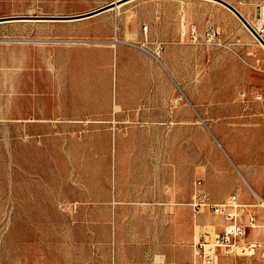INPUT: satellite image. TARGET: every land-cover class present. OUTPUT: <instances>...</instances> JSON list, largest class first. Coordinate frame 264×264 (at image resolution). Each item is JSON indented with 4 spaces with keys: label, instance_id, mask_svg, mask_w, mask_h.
Returning a JSON list of instances; mask_svg holds the SVG:
<instances>
[{
    "label": "rangeland",
    "instance_id": "rangeland-1",
    "mask_svg": "<svg viewBox=\"0 0 264 264\" xmlns=\"http://www.w3.org/2000/svg\"><path fill=\"white\" fill-rule=\"evenodd\" d=\"M114 1L0 0V18H75ZM194 1L228 11L232 21L218 19L222 41L230 43L239 38L243 47L238 54L212 48L204 35H198L196 41L184 37L173 42L175 48L166 51L172 43L162 41L166 44L162 59L169 69V74L166 68L165 73L180 88V120L173 136L157 139L162 140L165 159L171 156V146L179 145L180 181L185 190L187 172L193 166L197 175L226 179V167L234 169L235 162L230 149L247 159L250 166H264V48L217 0ZM153 12L160 23L154 32L169 36L171 9ZM194 13L197 24L207 26L217 20L212 7H197ZM119 14L129 17L125 32L133 38L139 33L131 42L139 43L142 50L159 42L146 39L140 15L130 9H120ZM244 14L254 20L253 13ZM111 17V11L105 12L96 25L66 20L0 23V264H114L117 259V233L111 217L115 173V138L108 134L111 122L94 120L87 114L77 119L60 108L58 103H67L71 95L64 91V68L56 64L59 55L63 62L89 59L96 41L80 43L84 41L80 37L92 28L107 33ZM119 57L115 56L111 81L114 98L121 81ZM88 69L78 77L79 83L90 84ZM242 94H246L245 102ZM254 96L262 99L254 101ZM122 124L129 128L141 125L133 121ZM127 140L131 141V152L124 153L121 148L122 156L139 157L147 151V138L131 136ZM187 195L180 208H188L190 191ZM255 201L252 205L258 207L247 212L256 218L258 227L249 229L243 241L257 242L259 248L250 255L221 252L217 264H264V208L260 207L261 199ZM204 215L203 222L189 219L192 246L200 236L223 228L220 218ZM122 219L126 221V241L140 243V249L150 243L147 235L151 229L144 227L145 217L131 215L129 210V216Z\"/></svg>",
    "mask_w": 264,
    "mask_h": 264
},
{
    "label": "crops",
    "instance_id": "crops-1",
    "mask_svg": "<svg viewBox=\"0 0 264 264\" xmlns=\"http://www.w3.org/2000/svg\"><path fill=\"white\" fill-rule=\"evenodd\" d=\"M153 1L156 4H152ZM224 1L237 9L240 7L243 14L245 12L250 15L255 13L256 7L262 0H246V4H241L242 0ZM158 2L159 0H132L131 4L118 9L123 11L130 9L134 14L140 15L141 21L148 28L145 32L146 39L150 37L159 42H171L166 51L175 48L173 42L180 41L184 37L188 38L190 24L197 26L200 37L204 35L206 25L195 22L194 10L197 7L213 8L217 20L212 25L218 29L222 27L218 21L220 17L229 18L231 21L233 19L224 8L199 4L194 0H161V4ZM168 8L171 9L170 35H158L154 31L160 23L158 24L153 11L158 9L163 11ZM118 9H111V16L113 14L114 17H111L107 33L92 28L80 37L84 40L80 43H86V40L96 41L90 50L89 59L73 58L63 62L61 56H58L57 67L64 68L62 71L66 73L67 78L64 91L71 95L70 101L58 105L77 119L87 114L94 120L111 122L108 134L115 138L112 162L115 173L114 180L111 181V188L114 190L113 196L111 194L114 206L111 217H114L113 228L115 234L117 233V241L115 239L114 244V254L117 259L114 264H189L195 258L189 219L192 217L194 222L198 220L203 222L205 215L195 217L189 205H185L188 208H180V203L187 200L188 191L191 200L196 190L195 181L203 179L202 189L214 202L222 203L230 197H235L243 205L258 207L252 204L256 202L255 198L264 200V166L261 163L250 166L247 159H243L239 153L230 149L235 162L234 169L226 167V179L224 176H216L215 180L208 174L197 175L194 166L191 168L188 166L185 190V185L180 181L179 145L171 146V156L165 159L162 140L157 139L173 136L178 131L179 84L174 79H169L167 75L169 74V69L166 68L167 62H163L162 59L166 51L158 61L142 50L139 43L131 42L137 39L139 33L133 38L132 34L125 32L129 17L126 14H119ZM104 13L66 21L96 25L100 24V17ZM149 27H151L150 33H148ZM118 55L120 57L117 73L121 74V81L117 98H114L111 81L114 59L115 56L118 58ZM86 68H89L90 72L88 76L91 82L88 85L78 81V77ZM172 77L174 78L173 74ZM240 97L242 102H245L246 94ZM253 99L258 100L255 96ZM126 121L139 122L141 125L139 128H129L122 124ZM114 122L117 123L112 125ZM169 122L172 128H169ZM131 136L147 138V151L139 157H135L134 154L128 155L130 159H127L128 156L121 155V150L123 149L124 153L131 152L128 150L131 141L127 140ZM139 205L141 207H137ZM129 210L131 215L145 217L144 227L151 229V234L147 235L151 241L142 249L140 243L130 244L125 240L126 221L122 218L129 216ZM154 228H156L155 234Z\"/></svg>",
    "mask_w": 264,
    "mask_h": 264
},
{
    "label": "built area",
    "instance_id": "built-area-1",
    "mask_svg": "<svg viewBox=\"0 0 264 264\" xmlns=\"http://www.w3.org/2000/svg\"><path fill=\"white\" fill-rule=\"evenodd\" d=\"M246 3V0L241 1V4ZM250 26L252 30L248 28L249 33L263 48L264 0L256 7L254 20ZM147 29V26H145L144 32H147ZM188 34L190 40L196 41L198 39V29L195 24L189 25ZM204 37L207 46L225 48L235 54H238V50L243 47V43L239 38H235L230 43L223 42L220 30L212 24L206 26ZM151 45L154 47L147 48L146 52L159 61V57L165 51L166 44L164 42H156ZM256 98L258 100L262 99L261 96H256ZM202 186L203 181L197 179L195 181L196 190L191 197L189 206L195 217L208 214L220 218L223 222V228L220 232L199 237L198 241L193 245L195 258L189 264H217L221 252L236 253L238 255L254 253L259 248V244L257 242L246 244L243 241L249 229H257L258 227L256 218L247 212L251 206L241 204L235 197H230L222 203L214 202L211 200L210 195L202 189ZM260 207L264 208V201Z\"/></svg>",
    "mask_w": 264,
    "mask_h": 264
},
{
    "label": "water",
    "instance_id": "water-1",
    "mask_svg": "<svg viewBox=\"0 0 264 264\" xmlns=\"http://www.w3.org/2000/svg\"><path fill=\"white\" fill-rule=\"evenodd\" d=\"M127 1H130V0H117V1H114V2L104 6V7H101L99 9H96L94 11L88 12L86 14H83V15L75 17V18H73V17H53V16H13V17L0 18V23L8 22V21H25V20L34 21V20H73V19H81V18H85V17H89V16H93V15L102 13V12L107 11L109 9H114L118 5L123 4V3L127 2ZM217 1L219 3H221L223 6H225L226 8H228L230 11H232L250 30H252L249 22L245 19V17L240 13V11L237 8H235L233 5L229 4L228 2H226L224 0H217ZM263 44H264V42H263Z\"/></svg>",
    "mask_w": 264,
    "mask_h": 264
},
{
    "label": "bare ground",
    "instance_id": "bare-ground-1",
    "mask_svg": "<svg viewBox=\"0 0 264 264\" xmlns=\"http://www.w3.org/2000/svg\"><path fill=\"white\" fill-rule=\"evenodd\" d=\"M131 2L132 1H130V2H128V3H123V4H121V5H118L115 9H118V8H121V7H123V6H125L126 4H131ZM119 10V9H118ZM111 11V9L110 10H108V11H104V12H106V13H108V12H110ZM239 11H240V13L245 17V19L250 23V24H252V21L247 17V16H245L244 14H243V12L239 9ZM243 25L245 26V28L248 30V27H246V25L243 23ZM249 32V31H248ZM264 48V47H263ZM264 201V200H263ZM262 201V202H263ZM250 253H252V252H250ZM247 254H249V253H247ZM250 255V254H249Z\"/></svg>",
    "mask_w": 264,
    "mask_h": 264
}]
</instances>
